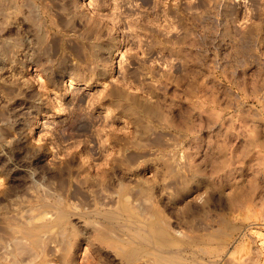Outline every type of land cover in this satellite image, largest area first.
Returning <instances> with one entry per match:
<instances>
[{"label": "rangeland", "instance_id": "rangeland-1", "mask_svg": "<svg viewBox=\"0 0 264 264\" xmlns=\"http://www.w3.org/2000/svg\"><path fill=\"white\" fill-rule=\"evenodd\" d=\"M158 255L264 264V0H0V264Z\"/></svg>", "mask_w": 264, "mask_h": 264}, {"label": "bare ground", "instance_id": "bare-ground-1", "mask_svg": "<svg viewBox=\"0 0 264 264\" xmlns=\"http://www.w3.org/2000/svg\"><path fill=\"white\" fill-rule=\"evenodd\" d=\"M150 110V109H149ZM148 110V111H149ZM58 217H60V216H58ZM159 219V218H158ZM158 219H157V221H158ZM45 226V225H44ZM149 228H150V230H151V232H153V234H154V237L160 242V243H163V244H169V243H173L174 241H175V239L173 240H171V239H169V237H168V235H167V233L166 232H164V231H162L161 229H159V227H157V226H155L154 224H149ZM35 229V228H34ZM168 246V245H167ZM131 256H133V253H128L127 255H126V257L128 258V259H130V257ZM167 259V258H166ZM165 261V259L162 257V256H159L158 255V257H157V262L158 263H160V264H162L163 262ZM170 262V261H169ZM179 263V262H178Z\"/></svg>", "mask_w": 264, "mask_h": 264}]
</instances>
